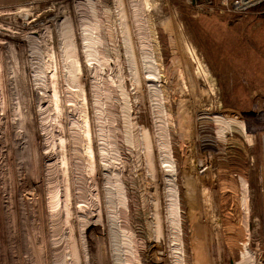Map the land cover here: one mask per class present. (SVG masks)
Instances as JSON below:
<instances>
[{"label":"rangeland","instance_id":"rangeland-1","mask_svg":"<svg viewBox=\"0 0 264 264\" xmlns=\"http://www.w3.org/2000/svg\"><path fill=\"white\" fill-rule=\"evenodd\" d=\"M231 2L0 0V264H264V4Z\"/></svg>","mask_w":264,"mask_h":264},{"label":"built area","instance_id":"built-area-1","mask_svg":"<svg viewBox=\"0 0 264 264\" xmlns=\"http://www.w3.org/2000/svg\"><path fill=\"white\" fill-rule=\"evenodd\" d=\"M208 3H212L211 0H206ZM223 5L227 2L223 1ZM264 3V0H232L231 5L236 11L246 12L249 11L250 8H254V6H259Z\"/></svg>","mask_w":264,"mask_h":264},{"label":"crops","instance_id":"crops-1","mask_svg":"<svg viewBox=\"0 0 264 264\" xmlns=\"http://www.w3.org/2000/svg\"><path fill=\"white\" fill-rule=\"evenodd\" d=\"M193 2L195 1V0H192ZM197 1H200V0H197ZM213 2H219V1H221V0H212ZM229 1H232V0H229ZM255 15H257L258 14V11H254L253 12ZM262 13V12H261ZM255 18L258 20V18H260V17H258V16H255ZM261 19V18H260ZM252 23V22H251ZM254 24H256V23H254ZM264 24V23H263ZM257 25V27H256V29L258 30V27L260 26V25H262V24H256ZM250 57H253V55L250 53Z\"/></svg>","mask_w":264,"mask_h":264},{"label":"flooded vegetation","instance_id":"flooded-vegetation-1","mask_svg":"<svg viewBox=\"0 0 264 264\" xmlns=\"http://www.w3.org/2000/svg\"><path fill=\"white\" fill-rule=\"evenodd\" d=\"M211 2L213 3V1L211 0Z\"/></svg>","mask_w":264,"mask_h":264},{"label":"trees","instance_id":"trees-1","mask_svg":"<svg viewBox=\"0 0 264 264\" xmlns=\"http://www.w3.org/2000/svg\"><path fill=\"white\" fill-rule=\"evenodd\" d=\"M264 4V3H263ZM260 7V6H259ZM264 7V6H263Z\"/></svg>","mask_w":264,"mask_h":264}]
</instances>
